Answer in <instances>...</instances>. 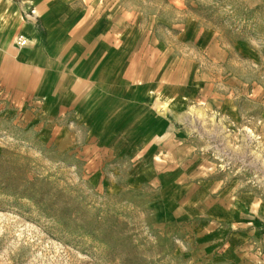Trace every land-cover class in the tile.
Returning <instances> with one entry per match:
<instances>
[{"label":"rangeland","instance_id":"1","mask_svg":"<svg viewBox=\"0 0 264 264\" xmlns=\"http://www.w3.org/2000/svg\"><path fill=\"white\" fill-rule=\"evenodd\" d=\"M85 1L144 26L154 54L162 38L195 77L192 167L166 187L173 158L113 155L68 113L37 120L0 85V264H264V0Z\"/></svg>","mask_w":264,"mask_h":264},{"label":"crops","instance_id":"2","mask_svg":"<svg viewBox=\"0 0 264 264\" xmlns=\"http://www.w3.org/2000/svg\"><path fill=\"white\" fill-rule=\"evenodd\" d=\"M99 6L85 0H0V85L19 108H38L37 120L68 113L71 123L85 124L113 155L143 154L154 167L173 158L161 173L165 186H173L180 171L192 167H183L189 137L183 121L199 93L195 77L183 71L178 57L167 62L162 38H156L154 54L144 26ZM30 8L35 12L28 13ZM19 34L25 44H17ZM68 134L64 126L63 137ZM164 208L178 216L181 200L165 198Z\"/></svg>","mask_w":264,"mask_h":264},{"label":"built area","instance_id":"3","mask_svg":"<svg viewBox=\"0 0 264 264\" xmlns=\"http://www.w3.org/2000/svg\"><path fill=\"white\" fill-rule=\"evenodd\" d=\"M29 12L33 13V12H35V10L33 8H30ZM16 42H17V44L22 45L26 42V38L23 35L19 34L16 37Z\"/></svg>","mask_w":264,"mask_h":264}]
</instances>
